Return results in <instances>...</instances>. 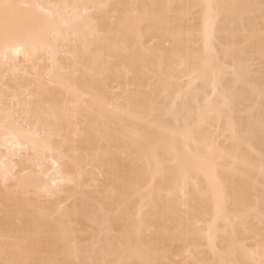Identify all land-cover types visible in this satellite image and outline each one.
I'll use <instances>...</instances> for the list:
<instances>
[{
    "label": "bare ground",
    "instance_id": "1",
    "mask_svg": "<svg viewBox=\"0 0 264 264\" xmlns=\"http://www.w3.org/2000/svg\"><path fill=\"white\" fill-rule=\"evenodd\" d=\"M139 1L0 0V264H264V0Z\"/></svg>",
    "mask_w": 264,
    "mask_h": 264
},
{
    "label": "rangeland",
    "instance_id": "2",
    "mask_svg": "<svg viewBox=\"0 0 264 264\" xmlns=\"http://www.w3.org/2000/svg\"><path fill=\"white\" fill-rule=\"evenodd\" d=\"M137 1H138V0H137ZM142 1H144V0H140L139 3L142 2ZM145 1H146V3L148 4V6H151V5H152V4L149 5L150 2L148 3L147 0H145ZM145 1H144V2H145ZM149 1H150V0H149ZM122 2H123V1H122ZM124 2H125V1H124ZM144 2H142L140 5H147V4L144 3ZM151 2H152V0H151ZM154 2H155V1L153 0V4H154ZM136 3H137V2H136ZM139 3H138V4H139ZM143 3H144V4H143ZM123 5H124V4H123ZM105 22H106V19H105ZM190 22H191V24L188 23V25L194 27V25H195V20H194V21H190ZM196 43H197V45H196ZM193 44H194L195 46H198V45H199L198 42H195V43H193ZM167 46H168V45H167ZM258 61H259V60H258ZM258 61H256V62L258 63ZM260 62H261V61H260ZM252 63L255 64V65H253ZM257 63H255V62H249V65H248V64H247V65H248L249 67H253V66H254V67L252 68L253 71H254L255 68H258L257 66H259V65L262 64V63H259V64H257ZM250 65H251V66H250ZM248 66H247V67H248ZM249 67H248V68H249ZM259 67H260V66H259ZM255 70H256V69H255ZM251 71H252V70H251ZM253 71H252V72H253ZM251 74H252V73H251ZM122 76H125V82L128 81V80L126 81V78H127V79H130V81H131V80H132V81L134 80V78L132 79V77H130V75L126 77V75H123V73H122V74H121V77H122ZM132 76H133V75H132ZM134 76H136V75H134ZM134 76H133V77H134ZM227 76H228V77H227ZM227 76H225V79H223L224 82H228V81H230L229 78H231V74H230V75L227 74ZM121 77H120V79H123V77H122V78H121ZM128 77H130V78H128ZM251 77H252V76H251ZM254 78H255V77H254ZM120 79H119V81H121ZM227 79H229V80H227ZM249 79H250V78H249ZM251 79H252V78H251ZM135 80H136V78H135ZM225 80H227V81H225ZM20 81H22V80H20ZM123 81H124V79H123ZM123 81H122V85L124 86ZM252 81H253V82H257L256 80H251V82H252ZM195 86H197L196 89L199 88V89H197V90L203 89V88H200L201 86H203V84L200 85V83H197ZM123 88H124V87H123ZM196 89H195V87H194V90H196ZM238 89H239V88H238ZM127 90H129V89H127ZM132 90H133V89H132ZM235 90H237V89H235ZM235 90H233V91H235ZM114 91H116V90H114ZM117 91H118V90H117ZM130 91H131V90H130ZM126 92H127V91H126ZM126 92H125V93H126ZM130 93H131V92H130ZM182 101H184V100H181V102H182ZM181 102H180V103H181ZM180 103H179V104H180ZM241 120H244V117H243V119H242V117H241ZM244 121H245V120H244ZM244 121H242V122L245 123ZM240 123H241V122H240ZM243 123H241V124H243ZM210 129H211V128H210ZM211 130H212V129H211ZM218 140H219L218 143L221 144V145H223V143H224L223 141H226V142H227V143L225 142L224 145H226V144H227V145H228V144H231L229 140H224V139H222V138H220V139H218ZM222 142H223V143H222ZM97 178H98V177H97ZM99 181H100V178H99ZM96 183L99 185V182H98V181H97ZM97 184H96L95 186H97ZM92 186H94V185H92ZM99 186H100V185H99ZM95 189H97V187H96ZM95 189H94V187H93V189H92V194H94V191H93V190H95ZM95 193H96V192H95ZM94 195H95V194H94ZM44 201H45V200H44ZM49 201H50V200H49ZM105 203H106V202H105ZM47 204H48V203H47ZM252 223H253V222H252ZM253 224H254V227H255L256 229H259V227H260V230H262V228H264V227H263L264 224H263V226H258V225H262V224H258L257 227L255 226V224H257V223H253ZM93 227H95V226H93ZM94 229H96V228H94ZM100 237H101V236H100ZM103 237H104V236H103ZM105 239H106V238H101L102 243H103V240H105ZM98 240L100 241V238H99ZM94 241H95V240H94ZM99 241H98V242H99ZM96 242H97V241H96ZM247 242H248V241H247ZM99 244H101V243L99 242ZM203 249H204V248L199 249V250H202V253H201L199 250H197L198 253H197V252H194V254H195V253L198 254L197 256L202 255V254L206 255V251L204 252ZM204 250H205V249H204ZM196 254H195V255H196Z\"/></svg>",
    "mask_w": 264,
    "mask_h": 264
}]
</instances>
